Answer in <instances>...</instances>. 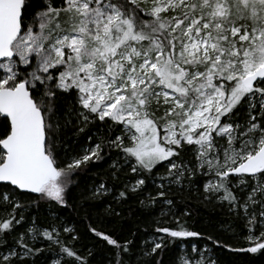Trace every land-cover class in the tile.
<instances>
[{
    "label": "snow or ice",
    "instance_id": "6c2138e0",
    "mask_svg": "<svg viewBox=\"0 0 264 264\" xmlns=\"http://www.w3.org/2000/svg\"><path fill=\"white\" fill-rule=\"evenodd\" d=\"M97 122L69 151L70 135ZM112 151L113 184L74 195L79 171ZM197 180L200 202L224 217L215 235L181 223L187 206L177 215V194ZM108 196L160 203L176 223L157 221L137 264H163L170 239L193 237L212 247L193 244L178 264H218L213 248L264 254V0H0V264H29L38 242L87 264L69 222L24 213L77 199L87 212ZM89 231L125 264L130 239ZM238 236L247 246L229 243Z\"/></svg>",
    "mask_w": 264,
    "mask_h": 264
},
{
    "label": "trees",
    "instance_id": "16d2710c",
    "mask_svg": "<svg viewBox=\"0 0 264 264\" xmlns=\"http://www.w3.org/2000/svg\"><path fill=\"white\" fill-rule=\"evenodd\" d=\"M98 125L99 122L95 126H89L84 133L70 135L68 140L69 151H76L79 150L80 146L87 145V136L100 131ZM102 134H107V128L103 129ZM114 157L115 152L112 151L106 154L102 160L82 168L77 177L79 188L76 189L74 195L79 196L81 193H84L90 196L95 185L101 182L109 185L113 184L109 173L111 172L110 164ZM128 178L121 176V180ZM195 186H199V180L192 186L191 194L185 192L182 198L177 194V215H179V210L187 206L191 214L188 217L180 216L181 223L186 221L184 226L187 228L202 232L205 235H215L218 231V222L224 219L221 215V209L213 207L211 204L201 203L195 191ZM120 188L121 185L117 182L116 191L118 192ZM149 190H153L151 185H149ZM146 195L147 193H145ZM141 199H144V197L142 196ZM69 200L70 204H73L71 197ZM82 203L84 201L77 199L73 206L67 208H52L50 203L48 204L47 202H42L38 206H36L37 204L33 205L30 203L28 210L25 212V217L37 218L40 222L47 220L51 223L58 216L61 221L69 222V226L75 229V234L78 236V239L76 241L69 240L68 243L80 255L86 258L87 264H116L117 259V250L102 239L94 236L89 231L90 226L109 234L121 243L129 239L132 241V244L129 246L132 250L131 254L126 253L122 257L125 264H137V260L142 255L141 249L147 247L144 241L149 240L154 235V229L158 220L162 221L160 226L176 227V223L172 217L161 216V210L166 211L167 207L160 203L150 207H142L135 197H130L126 201L117 203L108 196L99 201H89L95 207L89 208L87 212L80 207ZM109 205L118 211L120 215H108L105 212V208ZM27 223L28 221L26 220V223L18 226L17 231L23 232ZM239 231L240 229L237 228V232ZM63 236L67 238V234ZM190 242L188 239L184 241L179 239L173 241L170 239L167 247L160 252L157 259L163 261V264H177L180 245L182 243L188 245ZM197 243L200 248L203 245L202 243L211 246L209 241L202 238ZM229 243L235 247L247 246L243 240V236H238L230 240ZM213 249L219 264H264V254L262 253L250 255L244 252L229 251L226 248ZM51 257L52 255L49 250H45L38 256L31 258L29 264H49Z\"/></svg>",
    "mask_w": 264,
    "mask_h": 264
},
{
    "label": "rangeland",
    "instance_id": "374dc122",
    "mask_svg": "<svg viewBox=\"0 0 264 264\" xmlns=\"http://www.w3.org/2000/svg\"><path fill=\"white\" fill-rule=\"evenodd\" d=\"M98 185V184H97ZM192 186H194V184L192 185ZM195 188H197V186H195ZM194 188V189H195ZM48 203L49 204V202L48 201H44V200H41V201H39V203L37 204V203H31V204H37L36 206H38L40 203ZM30 205V204H29ZM29 208V207H28ZM28 210V209H27ZM26 210V211H27ZM25 211V212H26ZM25 214V213H24ZM24 223H26V221L24 222ZM18 226H20V225H18ZM17 226V227H18ZM187 228V227H186ZM24 229H25V227H24ZM189 230H192V229H190V228H188ZM65 233H62V235H64ZM153 236L154 235H152V237H150L149 238V240H151L152 238H153ZM186 239H188V241H191L188 245H186L185 243H182L181 245H180V252H179V257L178 258H187V256L190 254V250H191V247H192V245L193 244H195L198 248H200V246H199V244L197 243L198 241H200V238H196V237H193V238H186ZM185 239H183V240H181V241H184ZM243 240H244V238H243ZM195 241H197V242H195ZM245 241V240H244ZM46 244H47V242H44V243H37L36 244V246H39L40 248H44L45 250H49V252H50V254L52 255V257H51V261L49 262V264H52V260L53 259H61V257L60 256H58V255H56V253L59 251V250H52V249H48L47 247H46ZM203 245H202V247H201V249L202 248H204L206 245L207 246H209V247H212V246H210V245H208V244H206V243H202ZM245 244H246V241H245ZM51 250V251H50ZM228 250V249H227ZM238 253H240V252H238ZM248 254H250V255H253V254H251V253H248ZM256 254H260V253H256ZM212 256H213V258L214 259H216L217 260V258H216V254H215V251H214V249H213V252H212ZM66 259V258H65ZM178 260V259H177ZM63 262H64V260L63 259H61V264H63ZM217 262H218V260H217ZM177 264H178V261H177ZM219 264V263H218Z\"/></svg>",
    "mask_w": 264,
    "mask_h": 264
}]
</instances>
